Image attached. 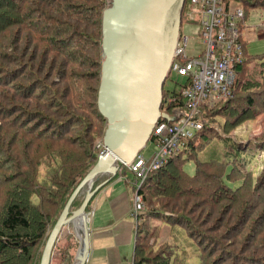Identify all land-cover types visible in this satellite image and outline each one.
Returning <instances> with one entry per match:
<instances>
[{"label": "trees", "instance_id": "obj_1", "mask_svg": "<svg viewBox=\"0 0 264 264\" xmlns=\"http://www.w3.org/2000/svg\"><path fill=\"white\" fill-rule=\"evenodd\" d=\"M225 1L227 8L241 7L245 21L249 9L264 8V0ZM106 5L107 0H0V39L10 35L15 41L0 43V99L10 97L0 109V264H39L52 226L97 159L106 128L97 107ZM234 70L231 94L201 108L200 131L138 188L143 206L135 222L133 264H189L191 251L198 264H246L240 239L230 233L252 225V216L242 215L241 199L252 200L251 208L264 207V158L256 173L249 168L255 154L248 144L220 133L264 113V100L256 101L264 98V54L244 52ZM168 91L162 85L160 108ZM58 124L64 132H54ZM214 139L223 145L222 154ZM247 143L263 150L264 136ZM187 159L195 161L192 175L182 168ZM227 218L239 220L227 224ZM165 226L180 228L191 251L166 241ZM64 228L53 249L62 239L58 264H72L78 239ZM248 233L255 239L258 231ZM153 236L162 243L150 242Z\"/></svg>", "mask_w": 264, "mask_h": 264}, {"label": "water", "instance_id": "obj_2", "mask_svg": "<svg viewBox=\"0 0 264 264\" xmlns=\"http://www.w3.org/2000/svg\"><path fill=\"white\" fill-rule=\"evenodd\" d=\"M184 0H107L101 21V69L97 107L106 120L103 151L69 196L44 243L39 264H50L54 243L61 229L75 219L80 222L78 248L73 264H85L89 251L87 205L102 185L129 164L149 139L162 116V85L169 72L179 38ZM157 89L147 110L141 99L148 87ZM147 111V112H146ZM147 115V117H146ZM109 175L95 185V180ZM80 204L71 209L80 191Z\"/></svg>", "mask_w": 264, "mask_h": 264}, {"label": "built area", "instance_id": "obj_3", "mask_svg": "<svg viewBox=\"0 0 264 264\" xmlns=\"http://www.w3.org/2000/svg\"><path fill=\"white\" fill-rule=\"evenodd\" d=\"M225 2L188 0L185 17L199 25L202 49L189 57V38L184 34L179 36L168 76L174 73L182 81L178 83V90L168 91L161 108L162 113L172 119L160 117L156 121L149 138L154 146L149 159L140 151L129 164L118 161L120 169L132 176L127 181L134 189L132 213L135 219L143 206L138 188L147 173L159 168L184 146L186 139L202 128V107H210L232 92L234 66L243 59L242 28L246 21L241 7L227 8ZM96 146L101 153L102 143L99 141Z\"/></svg>", "mask_w": 264, "mask_h": 264}, {"label": "rangeland", "instance_id": "obj_4", "mask_svg": "<svg viewBox=\"0 0 264 264\" xmlns=\"http://www.w3.org/2000/svg\"><path fill=\"white\" fill-rule=\"evenodd\" d=\"M180 32L183 33L184 35L188 36V38H189V43L187 46V53H188L189 57L197 55L200 52V50L202 49V39L200 37L199 25L197 23L192 22V21H187L183 18L182 22L180 23L179 33ZM9 34H10V32H9ZM12 34L16 35L15 30H13ZM242 34H243V40H244V47H243L244 52L248 56L264 54V8L263 7H254V8L249 9L245 26L242 28ZM14 42L15 41H13V38H11L10 35H8L4 40L0 39L1 44H8L9 45V44H13ZM11 46L13 47V45H11ZM21 66L22 65H20V67ZM25 67L28 68L29 67L28 64L25 65ZM24 72H26V70ZM8 73H12V72H8ZM181 81L182 80L180 77H178L174 73H171V75H169L168 78L165 80L163 87L166 90H173V89L178 90L179 89L178 83H181ZM2 83L3 82L1 80V84ZM62 84H61V86H62ZM9 85H11V84H9ZM14 88H15L14 91H17L16 87H14ZM156 89H157V83L151 84L147 89L145 99L144 98L141 99L143 105H144V101L147 104V110L151 106V100L156 93ZM7 93L11 94L13 92L7 91ZM9 98H7V100H5V101H4V99H0V109H2L4 102H9ZM263 100H264L263 97H259L256 101L262 102ZM146 117H147V115H146ZM64 127L65 126L63 124H62V126H60V125L56 126L54 132L55 133H62V132H64V129H63ZM215 127H217V129H219V127L217 125H215ZM220 134L223 137H226V136L227 137H233L236 141L238 140L244 144H248V149H251L250 150L251 154L253 152L255 154L253 161L249 164V168L254 169L257 173V171L262 167L263 158H264V149L263 150H257L254 148L252 143H247V142L248 141L256 142L258 138H260V139L263 138V136H264V113L257 112L252 120H249V119L245 120L243 123L239 124L237 127L230 129V131L225 132V133L221 132ZM214 141H215V143H217V145L219 147L217 153L222 154L223 153V145L219 144V141L217 139H214ZM153 147L154 146H153V144H151L150 141H146L145 147H143V149L141 150V153L145 159H149L151 157V155L153 153ZM208 147L210 148L211 146H208ZM209 148H207V149H209ZM97 149L100 151L99 148H97ZM208 155L209 154L207 152L203 153V154L201 153V157H204V158H206ZM95 161H94V163H95ZM182 168L187 174L192 175L194 173V170H195V161L193 159L192 160H190V159L185 160L183 162ZM121 173L122 172H119V174H121ZM123 173H125V175L123 174L124 178L122 179L123 180L122 183L126 187L132 189L131 184L127 181V179L130 181L132 179V176L130 175V173H128L126 171H124ZM124 181H127L129 184H126ZM98 182H99V179L97 178L95 180V185L98 184ZM122 183H119V184L123 185ZM132 191H133V189H132ZM84 192H85V187L80 191V193L78 194V196L74 200V203L77 204V206L80 204V202L83 198ZM241 201L242 202H240V203L242 205V207H241L242 215L243 214L248 215L247 217L252 216V219H250V221L252 222V225H249V224L247 225V223H246L245 230H243V232H242L243 227H241L239 230L238 229L232 230L231 231L232 233H230L231 234L230 237L236 241H237V239H240V242L243 246L241 255H242V258L246 264H251V263L252 264H264V223L262 222V219H261V213L264 212V207L258 206L256 204L251 208V205H252L251 202L253 203V201L248 199V198L241 199ZM249 201H251V202H249ZM76 207H74V208L71 207V209H75ZM145 208H146V206H145ZM239 218H241V217L239 216ZM239 218L238 219L236 218L233 221L230 220V218H227L228 219L227 224H231L232 222H233V224H235V220L237 221V220H239ZM72 228L73 227L71 225H69V224L66 225L63 233L65 231L69 232V233H73ZM250 230L253 232L258 231V233H256L255 239H252L251 237H249L250 234L248 232ZM162 235L165 237L166 241L170 240V243L175 242L177 244L179 242H181V244L184 247H186L188 251H191V248H192L191 243L187 239L184 232L180 228H174L170 231L168 229V227L165 226L162 230ZM162 238L163 237H161V239ZM155 240H156L155 236L150 238V242H154ZM62 242H63V240L61 239L60 242L58 243V245L54 247L53 254H52L51 260H50V264H58L59 263L58 261L60 260V255L58 253L57 248H60L59 246L63 245ZM157 243H158V245H160L162 242L160 243L157 241ZM167 243H169V242H167ZM249 245L252 248L250 249V251L245 252L246 248ZM43 246L41 247V250L43 249ZM170 247L172 248V251L175 254L176 249H174V248L176 247V245H171ZM160 249H158V251ZM230 253H232L231 250H230ZM226 258H227V254H225V256H224V259H226ZM220 260H223V259H220ZM188 262H189V264H198V258L196 257L195 254L192 253V251L190 252V257L188 259ZM73 263H74V261H73ZM220 264H223V263H220Z\"/></svg>", "mask_w": 264, "mask_h": 264}, {"label": "crops", "instance_id": "obj_5", "mask_svg": "<svg viewBox=\"0 0 264 264\" xmlns=\"http://www.w3.org/2000/svg\"><path fill=\"white\" fill-rule=\"evenodd\" d=\"M107 177L109 175H102L98 179L102 181ZM123 178L122 172L107 181L90 203L89 251L85 264H132L136 222L132 213L134 189L126 187ZM69 225L78 239L76 226Z\"/></svg>", "mask_w": 264, "mask_h": 264}, {"label": "bare ground", "instance_id": "obj_6", "mask_svg": "<svg viewBox=\"0 0 264 264\" xmlns=\"http://www.w3.org/2000/svg\"><path fill=\"white\" fill-rule=\"evenodd\" d=\"M199 131H200V130H199ZM160 167H161V166H160ZM160 167H159V168H160ZM157 169H158V168H157ZM154 170H156V169H154ZM151 171H152V170H151ZM151 171H149V172H151ZM149 172H148V173H149ZM148 173H147V175H148ZM147 175H146V177H147ZM146 177L144 178V180L146 179ZM144 180H143V182H144ZM143 182L141 183V185L143 184ZM141 185H140V186H141ZM139 188H140V187H139ZM100 189H101V188H100ZM96 194H97V192H96ZM96 194H95V195H96ZM87 206H88V205H87ZM139 212H140V211H139ZM139 212H138V213H139ZM75 226H76V228H77L78 233H80V232H81V231H80V228H79V227H80V222H79V220H77V219H75ZM78 233H77V234H78Z\"/></svg>", "mask_w": 264, "mask_h": 264}]
</instances>
